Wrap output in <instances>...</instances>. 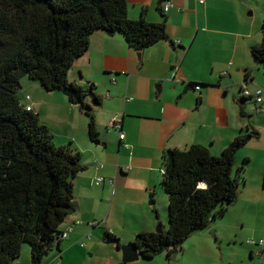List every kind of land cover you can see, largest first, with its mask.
<instances>
[{"label":"crops","instance_id":"1","mask_svg":"<svg viewBox=\"0 0 264 264\" xmlns=\"http://www.w3.org/2000/svg\"><path fill=\"white\" fill-rule=\"evenodd\" d=\"M168 1L173 8L165 13ZM168 1L128 0V17L165 21L167 40L137 52L122 34L97 31L68 73L70 83L94 86L100 98V105L93 96L85 101L99 142L92 141L90 118L79 105L61 92L22 80V105L39 115L56 146L79 154L84 167L74 178L75 212L60 227L69 238L58 237L42 264H123V246L134 244L141 233L169 228L168 196L161 186L165 153L203 146L219 157L250 133L256 136L237 154L234 166L236 175L249 160L245 181L229 211L240 212L241 229L247 228L243 264H264L261 249L249 244L264 240V96L261 105L253 99L240 104L245 89L264 90V67L251 53L264 45V0ZM115 118L122 120L125 141L111 125ZM108 233L113 242L106 240ZM195 235L200 236L193 250L189 253L185 244L179 256L190 254L197 264L218 260L223 253L216 250L218 240L205 233L189 239ZM174 255L164 252L133 264H173ZM17 264H32L27 248Z\"/></svg>","mask_w":264,"mask_h":264},{"label":"trees","instance_id":"2","mask_svg":"<svg viewBox=\"0 0 264 264\" xmlns=\"http://www.w3.org/2000/svg\"><path fill=\"white\" fill-rule=\"evenodd\" d=\"M97 31L122 34L137 52L168 39L165 21H132L128 0H0V264H17L25 244L32 264H42L62 237L61 225L75 212L74 178L84 170L80 155L56 146L39 115L22 105V80L61 92L79 105L90 118L92 141L99 142L85 101L93 96L100 105V98L94 96V86L84 89L68 80ZM251 53L264 67V45ZM247 100L241 99V106ZM255 136L235 139L219 157L203 146L165 153L161 186L168 196L169 228L137 236L134 245L143 258L181 251L193 234L228 213L249 165L244 160L234 175L237 154ZM204 182L206 188L200 186ZM106 240L114 238L108 233Z\"/></svg>","mask_w":264,"mask_h":264},{"label":"rangeland","instance_id":"3","mask_svg":"<svg viewBox=\"0 0 264 264\" xmlns=\"http://www.w3.org/2000/svg\"><path fill=\"white\" fill-rule=\"evenodd\" d=\"M25 80L30 81L28 78ZM259 216L261 217V215ZM242 220L243 216L240 212L229 211V213L223 219L218 218L217 220L212 221L210 227L207 230L196 233H205V235L212 237L213 240L216 238L218 240L217 243H215L216 250L218 253L221 250L223 252L221 256L219 255L218 260H216L215 257L207 258L206 264H216V262L217 264L244 263L243 258L245 257L246 249L248 248L247 243L249 240L244 238L247 228L241 229ZM211 232H214L216 236L214 237ZM197 236L200 235H195L191 240L188 239L185 242L186 245L184 244L185 248L189 250V253L193 250L191 246L193 244L194 238ZM23 248H27V250L30 252L29 244H25ZM185 248L183 247V249ZM181 253V251L175 253L172 259L173 264H197L190 254L188 257L183 258L182 256H179Z\"/></svg>","mask_w":264,"mask_h":264},{"label":"built area","instance_id":"4","mask_svg":"<svg viewBox=\"0 0 264 264\" xmlns=\"http://www.w3.org/2000/svg\"><path fill=\"white\" fill-rule=\"evenodd\" d=\"M206 0H199L200 4H204ZM173 8L172 4L168 1V3L166 4V6L164 7V12L168 13L171 9ZM246 87V84H245ZM194 90L196 91H200L201 87L199 85H196ZM243 96L246 99H253L258 105H261L263 103V96H264V90L262 89H257V91L255 93H251L248 89H245L243 92ZM27 99L29 100L30 97H27ZM28 111H32L31 107H27ZM263 112V110L260 108L259 109V113ZM112 127L116 130V132H118L119 136H120V140L121 141H125L126 139V134L125 132L122 130V120L115 118L112 123H111ZM99 183H103L104 179L103 178H99L97 180ZM62 238L67 240L69 238V232H66L64 234H62ZM249 244L251 245H256L258 246L261 251L258 253L259 257L261 259L264 260V240H261L259 242H249ZM83 247H85V245H82Z\"/></svg>","mask_w":264,"mask_h":264},{"label":"water","instance_id":"5","mask_svg":"<svg viewBox=\"0 0 264 264\" xmlns=\"http://www.w3.org/2000/svg\"><path fill=\"white\" fill-rule=\"evenodd\" d=\"M156 233H163V229L160 227ZM211 234L214 235V232H211ZM115 244H119V241L116 240ZM121 250L123 253V264H133L142 258L138 248L134 244L123 246Z\"/></svg>","mask_w":264,"mask_h":264},{"label":"bare ground","instance_id":"6","mask_svg":"<svg viewBox=\"0 0 264 264\" xmlns=\"http://www.w3.org/2000/svg\"><path fill=\"white\" fill-rule=\"evenodd\" d=\"M202 188H206L207 187V183H201V185H200Z\"/></svg>","mask_w":264,"mask_h":264}]
</instances>
